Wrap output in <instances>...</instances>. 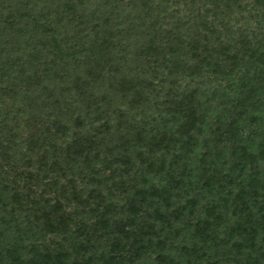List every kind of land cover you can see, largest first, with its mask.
I'll return each instance as SVG.
<instances>
[{
    "label": "trees",
    "instance_id": "1",
    "mask_svg": "<svg viewBox=\"0 0 264 264\" xmlns=\"http://www.w3.org/2000/svg\"><path fill=\"white\" fill-rule=\"evenodd\" d=\"M0 264H264V0H0Z\"/></svg>",
    "mask_w": 264,
    "mask_h": 264
}]
</instances>
